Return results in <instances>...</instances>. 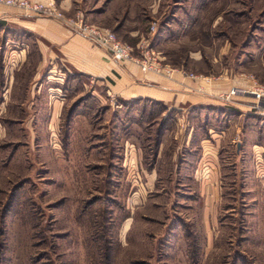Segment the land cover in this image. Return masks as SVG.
I'll return each instance as SVG.
<instances>
[{
	"label": "rangeland",
	"instance_id": "rangeland-1",
	"mask_svg": "<svg viewBox=\"0 0 264 264\" xmlns=\"http://www.w3.org/2000/svg\"><path fill=\"white\" fill-rule=\"evenodd\" d=\"M86 6L88 23L115 31L135 54L144 45L172 71L251 82L221 92L222 114L194 109L189 120L181 114L165 124L201 127L207 118L221 131L218 223L211 212L207 223L194 183L175 180L174 133L160 145L166 153L149 185L140 160L154 156L166 106L124 102L106 82L55 62L43 68L33 32L0 28V264H264V177L256 165L264 157V98L257 103L249 92L264 87V0ZM22 50L27 56L11 63V51ZM211 171L200 167L198 179L205 183Z\"/></svg>",
	"mask_w": 264,
	"mask_h": 264
},
{
	"label": "crops",
	"instance_id": "crops-1",
	"mask_svg": "<svg viewBox=\"0 0 264 264\" xmlns=\"http://www.w3.org/2000/svg\"><path fill=\"white\" fill-rule=\"evenodd\" d=\"M32 1L46 3L49 0ZM55 1L65 18L77 19L78 16H83L82 12L85 13V20L89 18L86 14L87 0ZM0 28L3 31L24 29L33 32L39 41L41 55L39 65L43 68L55 62L56 65H62L65 73H80L101 80L103 83L106 82L111 90L123 97L124 102H151L166 106L167 111L162 112L164 123L160 125L157 132L158 139L154 156L145 164L141 161L142 157L140 160L141 165L145 166L144 169L149 171V185L154 184V181L157 180L153 174H156L154 171L160 170L159 162L163 160L162 156L166 153L165 148H162L164 146L162 141H165L168 133H174L173 145L175 149L172 152V161L174 162H172L171 170H174L177 175H175V180L193 182L196 189H192V191L196 193L199 201L205 203L204 216L208 220L207 223L212 225L209 221L210 212L213 213L211 215L213 224L218 223L216 213L220 198L221 160L219 155L223 138L221 131L214 127H207L205 120L207 118L204 119L201 127L192 123L191 126L190 124L182 125L178 130L175 129L176 124L168 128L166 125H168L167 121L170 117L167 116L172 113V119L177 122L180 121L181 114L182 118L187 116L189 120V114L194 109H203L205 117L206 111L211 110L222 114L224 109L219 106L223 105L219 100L221 92L227 91L232 85L240 87V82L242 84L251 82L244 79L238 83L233 81V84L229 80H217L210 83L198 76H190L188 72L181 69L173 70L170 75L147 72L136 64L114 59L106 49L53 15H31L16 7L0 5ZM136 34L137 32H133V35ZM18 39L10 38L6 43H15L19 41ZM26 56L25 50L17 53L11 51V63L16 59L22 60ZM24 64V62L21 63L22 67ZM237 99L249 102L245 96H237ZM56 104V106L59 105V103ZM236 107L246 110L244 108L246 105L243 103L236 104ZM236 107H232L233 109L230 110L236 115H241V111ZM173 112L175 113L173 114ZM258 147L256 146L255 149L258 150L257 153H260ZM181 153H185L182 155L184 157H180ZM131 156V165H137L136 153L132 152ZM256 165L262 173L261 177H264L263 153L259 154L258 159L256 158ZM205 166H208L212 171L209 180L204 183L198 179L197 171L200 167Z\"/></svg>",
	"mask_w": 264,
	"mask_h": 264
},
{
	"label": "built area",
	"instance_id": "built-area-1",
	"mask_svg": "<svg viewBox=\"0 0 264 264\" xmlns=\"http://www.w3.org/2000/svg\"><path fill=\"white\" fill-rule=\"evenodd\" d=\"M0 5L16 7L31 15H53L75 28L84 36L90 38L97 45L106 49L108 53L118 61L136 64L142 70L147 72L165 75H170L172 73L169 66L162 65L161 60L152 48L140 45L139 55L135 54L134 47L120 39L115 31L88 23L83 16H78L77 19L65 18L54 0H49L46 3L32 0H0ZM155 27L156 24H153L152 29H155ZM237 91L238 90L233 88L230 96L232 94L235 95ZM249 92L250 94L255 95L253 97L257 99V103L264 98V87H255L254 90ZM222 98L228 100L229 96L223 95Z\"/></svg>",
	"mask_w": 264,
	"mask_h": 264
},
{
	"label": "trees",
	"instance_id": "trees-1",
	"mask_svg": "<svg viewBox=\"0 0 264 264\" xmlns=\"http://www.w3.org/2000/svg\"><path fill=\"white\" fill-rule=\"evenodd\" d=\"M163 109H164V108H163ZM163 109H162V110H163ZM171 116H172V113H169L167 117H168V118H169V117L171 118ZM163 123H164V122H163ZM163 123H162V124H163Z\"/></svg>",
	"mask_w": 264,
	"mask_h": 264
}]
</instances>
